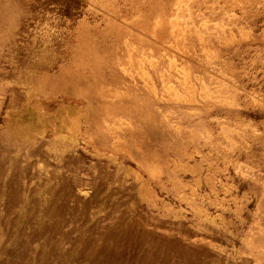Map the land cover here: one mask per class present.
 Segmentation results:
<instances>
[{
	"label": "rangeland",
	"instance_id": "obj_1",
	"mask_svg": "<svg viewBox=\"0 0 264 264\" xmlns=\"http://www.w3.org/2000/svg\"><path fill=\"white\" fill-rule=\"evenodd\" d=\"M0 264H264V0H0Z\"/></svg>",
	"mask_w": 264,
	"mask_h": 264
},
{
	"label": "bare ground",
	"instance_id": "obj_2",
	"mask_svg": "<svg viewBox=\"0 0 264 264\" xmlns=\"http://www.w3.org/2000/svg\"><path fill=\"white\" fill-rule=\"evenodd\" d=\"M150 60V61H149ZM143 61H149L150 62V64L152 65V67H157V60L155 59V58H153V57H150V59L148 58V59H142V57H141V59L139 60V62H143ZM175 62V61H174ZM109 65V64H108ZM111 68V67H110ZM144 69V68H143ZM123 70L125 71L126 70V68L125 67H123ZM142 70V69H141ZM144 71L145 70H143V73H144ZM64 72H66V71H64ZM133 72V71H132ZM131 72V73H132ZM142 73V74H143ZM45 74V73H44ZM145 74V73H144ZM121 75V74H120ZM150 78V77H149ZM162 79H163V75H162ZM163 81L165 82V80L163 79ZM162 81V82H163ZM45 83V82H44ZM48 83H49V81H48ZM147 84H149V82H146ZM152 83V82H151ZM173 86V85H172ZM43 87V86H42ZM50 88V87H49ZM96 88V87H95ZM174 88V87H173ZM47 89V88H46ZM172 89V88H171ZM170 89V90H171ZM73 90V89H72ZM50 91V90H49ZM48 91V92H49ZM74 91V90H73ZM81 91V90H80ZM90 91V90H89ZM95 92H96V90H95ZM45 93V92H44ZM51 93H55V92H51ZM56 94V93H55ZM59 94V93H58ZM80 94V93H79ZM170 94V93H169ZM42 95H45V94H42ZM87 95V94H86ZM74 96V95H73ZM76 96V95H75ZM78 97H79V95H78ZM84 97V96H83ZM88 97H89V95H88ZM29 98V97H28ZM35 99V98H34ZM86 99V98H85ZM84 99V100H85ZM187 99H188V97H187ZM31 100V99H30ZM91 100V99H90ZM89 102V101H88ZM93 102V101H92ZM27 104V103H26ZM63 104V103H62ZM77 104V103H76ZM90 104V103H89ZM96 104V103H95ZM25 105V104H24ZM65 105V104H64ZM69 105V104H68ZM67 105V106H68ZM91 105V104H90ZM66 107V106H65ZM73 107V106H72ZM71 107V110H69L70 111V115H71V122H69V124H70V133L71 134H74L75 136H76V134H77V131L79 130V121L76 119V118H78L79 116H82L80 113H81V111L77 108V106H75V108H72ZM93 107V106H92ZM91 107V108H92ZM33 108V107H32ZM66 108H68V107H66ZM87 108H89V107H87ZM62 110H65V109H62ZM96 110V109H95ZM94 111V110H93ZM92 111V112H93ZM97 111H98V108H97ZM106 111V110H105ZM108 111V110H107ZM109 112V111H108ZM40 114H42V113H40ZM59 114V113H58ZM87 114V113H86ZM90 115H91V113H90ZM54 115H52V117H53ZM62 116V115H61ZM61 116H60V118H61ZM50 117V116H49ZM88 117V116H87ZM91 118V117H90ZM48 119V118H47ZM87 120V119H86ZM58 123V122H57ZM58 126V125H57ZM60 126H61V124H59V128H60ZM62 134V133H61ZM58 136H60V135H58ZM57 136V137H58ZM63 136H69V137H71L69 134H63ZM130 137V136H129ZM72 138V137H71ZM74 138V137H73ZM72 138V139H73ZM124 141V140H123ZM76 142H77V139H76ZM172 146V145H171ZM185 146V145H184ZM129 147V146H128ZM187 147V146H186ZM130 150V149H129ZM99 151V150H98ZM131 151V150H130ZM132 154V153H131ZM148 158V157H147ZM157 158V157H156ZM136 159H138V157L136 158ZM159 159V158H158ZM139 160V159H138ZM143 160V159H142ZM151 160V159H150ZM155 160V159H154ZM145 161V160H144ZM156 161V160H155ZM162 162V161H161ZM155 163V162H154ZM142 164V163H141ZM158 164H160V163H158ZM149 166V165H148ZM152 166V165H151ZM156 166V165H155ZM146 167V166H145ZM162 168V167H161ZM165 168V167H164ZM132 171V170H131ZM149 185V184H148ZM148 187V186H147Z\"/></svg>",
	"mask_w": 264,
	"mask_h": 264
},
{
	"label": "crops",
	"instance_id": "obj_3",
	"mask_svg": "<svg viewBox=\"0 0 264 264\" xmlns=\"http://www.w3.org/2000/svg\"><path fill=\"white\" fill-rule=\"evenodd\" d=\"M146 82H149V81L145 80V81H144V85H145L149 90H151V91L153 92L154 97H157L158 94H157V92H156V90H155L156 88H155V86L153 85V83L149 82V84H147Z\"/></svg>",
	"mask_w": 264,
	"mask_h": 264
}]
</instances>
